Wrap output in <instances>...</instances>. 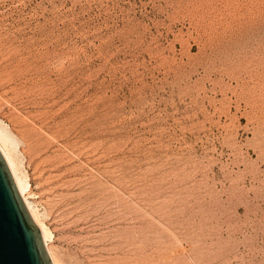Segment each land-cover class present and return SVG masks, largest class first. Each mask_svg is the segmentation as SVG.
<instances>
[{
    "label": "rangeland",
    "instance_id": "rangeland-1",
    "mask_svg": "<svg viewBox=\"0 0 264 264\" xmlns=\"http://www.w3.org/2000/svg\"><path fill=\"white\" fill-rule=\"evenodd\" d=\"M0 128L58 264H264V0H0Z\"/></svg>",
    "mask_w": 264,
    "mask_h": 264
},
{
    "label": "water",
    "instance_id": "water-1",
    "mask_svg": "<svg viewBox=\"0 0 264 264\" xmlns=\"http://www.w3.org/2000/svg\"><path fill=\"white\" fill-rule=\"evenodd\" d=\"M0 264H54L1 150Z\"/></svg>",
    "mask_w": 264,
    "mask_h": 264
},
{
    "label": "bare ground",
    "instance_id": "bare-ground-1",
    "mask_svg": "<svg viewBox=\"0 0 264 264\" xmlns=\"http://www.w3.org/2000/svg\"><path fill=\"white\" fill-rule=\"evenodd\" d=\"M9 137L7 136V134H5L1 128H0V150L2 151V153L4 154L13 174L14 177L16 179L18 188L20 190V193L34 219V221L40 226L42 233H43V237H44V242L45 245L48 249V252L53 260L54 264H58L56 259L54 258V255L52 253V249L50 246V234H49V229L48 227L41 221V219L38 216V213L33 205L34 200H33V191L31 188H29L28 183L24 180V178L20 175L19 170H18V165L13 157L12 151L10 149V145H9Z\"/></svg>",
    "mask_w": 264,
    "mask_h": 264
}]
</instances>
